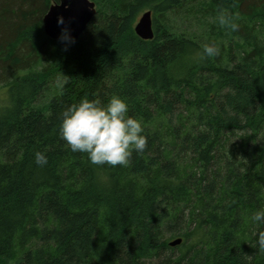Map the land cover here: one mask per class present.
<instances>
[{
  "label": "trees",
  "instance_id": "16d2710c",
  "mask_svg": "<svg viewBox=\"0 0 264 264\" xmlns=\"http://www.w3.org/2000/svg\"><path fill=\"white\" fill-rule=\"evenodd\" d=\"M93 1L79 37L52 39L59 0H0V264H264V0ZM113 95L148 138L127 166L59 132L69 106Z\"/></svg>",
  "mask_w": 264,
  "mask_h": 264
},
{
  "label": "clouds",
  "instance_id": "9594fccd",
  "mask_svg": "<svg viewBox=\"0 0 264 264\" xmlns=\"http://www.w3.org/2000/svg\"><path fill=\"white\" fill-rule=\"evenodd\" d=\"M227 17L223 12L219 16L221 25ZM58 24H63L59 17ZM235 31L239 25L231 23ZM68 39V37H63ZM220 47L216 43H205L203 55L214 57L219 55ZM66 80H58L57 87L63 88ZM129 106L125 99L113 95L107 104L97 100L81 99L79 103L69 106L62 116L60 136L66 141L73 152L86 153L95 165L127 166L133 151L143 152L148 145L141 120L130 116ZM35 162L46 165L48 158L45 153L37 152ZM253 224H264V208L255 211L251 216ZM258 250L264 251V231L254 233Z\"/></svg>",
  "mask_w": 264,
  "mask_h": 264
},
{
  "label": "water",
  "instance_id": "95a60500",
  "mask_svg": "<svg viewBox=\"0 0 264 264\" xmlns=\"http://www.w3.org/2000/svg\"><path fill=\"white\" fill-rule=\"evenodd\" d=\"M95 13V3L92 0H59L52 3L43 16V31L52 39L58 38L63 31L69 38L76 39L82 34ZM59 17L63 18V24L57 23ZM134 32L143 39L153 37L150 10H145L139 15L134 24ZM180 241L181 238L174 239L169 242V245L175 246Z\"/></svg>",
  "mask_w": 264,
  "mask_h": 264
},
{
  "label": "rangeland",
  "instance_id": "374dc122",
  "mask_svg": "<svg viewBox=\"0 0 264 264\" xmlns=\"http://www.w3.org/2000/svg\"><path fill=\"white\" fill-rule=\"evenodd\" d=\"M92 1H93V0H92ZM141 13H142V12H141ZM141 13H140V14H141ZM138 17H139V16H138ZM0 92H1V90H0Z\"/></svg>",
  "mask_w": 264,
  "mask_h": 264
}]
</instances>
